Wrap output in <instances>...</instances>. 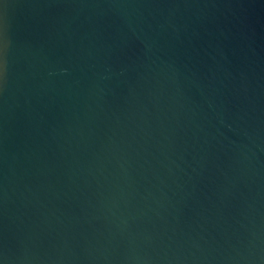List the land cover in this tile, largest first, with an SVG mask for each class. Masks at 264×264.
Listing matches in <instances>:
<instances>
[{"label":"water","instance_id":"water-1","mask_svg":"<svg viewBox=\"0 0 264 264\" xmlns=\"http://www.w3.org/2000/svg\"><path fill=\"white\" fill-rule=\"evenodd\" d=\"M0 264H264V0H0Z\"/></svg>","mask_w":264,"mask_h":264}]
</instances>
